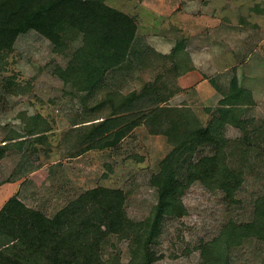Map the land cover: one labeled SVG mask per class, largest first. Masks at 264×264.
<instances>
[{"label":"rangeland","instance_id":"rangeland-1","mask_svg":"<svg viewBox=\"0 0 264 264\" xmlns=\"http://www.w3.org/2000/svg\"><path fill=\"white\" fill-rule=\"evenodd\" d=\"M104 2L135 19L134 48L144 60L131 57L94 93L78 91L56 75L79 46L62 40L59 28L39 36L25 32L18 18L3 34L12 49L0 52V147L6 144L0 159V211L10 188L26 208L50 216L101 186L123 192L131 222L149 223L159 200L160 161L181 135L217 120L214 132L226 143L224 161L236 172L238 189L227 197L216 181L190 183L180 197L184 214L165 217L152 243L159 258L153 264H201L202 246L225 244L227 231L254 220L264 196V0ZM170 49V56L158 53ZM206 53L219 64L210 71L204 70ZM187 71L195 80L180 88L178 79ZM146 84L152 85L146 110L153 118L130 128L138 116L120 107L122 98ZM8 183H13L10 190L1 188ZM262 230L231 246L219 264H264V225ZM128 244L109 238L104 258L129 264Z\"/></svg>","mask_w":264,"mask_h":264},{"label":"trees","instance_id":"trees-1","mask_svg":"<svg viewBox=\"0 0 264 264\" xmlns=\"http://www.w3.org/2000/svg\"><path fill=\"white\" fill-rule=\"evenodd\" d=\"M18 18L25 32L45 36L59 28L62 40L78 41L66 69L55 70L60 79L70 81L78 91L94 93L108 73L123 70L131 57H139L136 60L140 63L144 60L141 51L134 48L135 19L107 6L104 0H0V52L12 49L3 34ZM231 83L237 87L233 80ZM151 88L152 85H143L140 91L132 90L122 98L120 107L128 106L129 112L135 110L138 116L130 128L140 121L150 124L152 112L146 109L153 93ZM215 129L217 120L181 135L160 161L156 182L159 200L149 223L131 222L124 211L123 192L101 186L81 193L50 216L39 208H26L16 196L9 198L0 211V264H110L104 258V246L111 237L131 243L128 245L132 246L133 258L129 264L155 263L159 258L152 243L160 235L165 217L180 218L184 214L180 197L190 183L216 181L217 188L227 197H232L240 185L236 172L225 164L222 149L226 143L218 140ZM5 146L0 147V159ZM205 150L206 155L194 159L196 152ZM11 209L16 212H8ZM262 220L264 196L254 220L227 231L225 244L202 246L201 264H219L231 246L259 236L263 232ZM139 234L143 235L142 240L135 239Z\"/></svg>","mask_w":264,"mask_h":264},{"label":"crops","instance_id":"crops-1","mask_svg":"<svg viewBox=\"0 0 264 264\" xmlns=\"http://www.w3.org/2000/svg\"><path fill=\"white\" fill-rule=\"evenodd\" d=\"M171 51V49L169 50V52H167L166 50L165 51H160L158 53H161V55H167V53L169 54ZM201 57V56H200ZM204 57H207V60L205 61V71L208 70L210 71L212 69V67H216V66H219V64H216L214 61H213V57L210 56L208 53L205 54ZM192 58V56H191ZM196 64V63H194ZM207 67V68H206ZM195 76L192 74V72L190 71H187L184 73V75H181V77H179L178 79V82H177V86H179L180 88H188L189 86L192 85L193 81L195 80L194 78ZM13 185V183H8V184H5V185H1V188L3 189H6V190H13L12 193H11V196L9 195V198L12 197V195H14V188H10L8 189V186H11Z\"/></svg>","mask_w":264,"mask_h":264}]
</instances>
